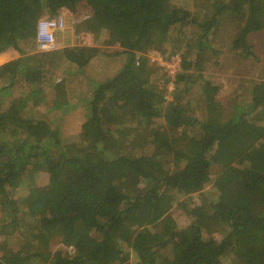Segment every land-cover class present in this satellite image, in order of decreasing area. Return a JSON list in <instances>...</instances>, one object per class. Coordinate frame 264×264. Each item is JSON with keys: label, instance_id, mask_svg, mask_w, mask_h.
Listing matches in <instances>:
<instances>
[{"label": "trees", "instance_id": "1", "mask_svg": "<svg viewBox=\"0 0 264 264\" xmlns=\"http://www.w3.org/2000/svg\"><path fill=\"white\" fill-rule=\"evenodd\" d=\"M62 13L91 43L38 51V22ZM259 34L264 0H0V56L18 53L0 64V264H250L264 77L226 117L217 73L258 64Z\"/></svg>", "mask_w": 264, "mask_h": 264}, {"label": "rangeland", "instance_id": "2", "mask_svg": "<svg viewBox=\"0 0 264 264\" xmlns=\"http://www.w3.org/2000/svg\"><path fill=\"white\" fill-rule=\"evenodd\" d=\"M80 17L81 15H79L78 19ZM75 20L76 19L74 18L72 22L74 23ZM67 23H68V29L66 33L58 37L59 46L64 47L66 45L69 46L72 44L86 43L85 42L87 41L86 39L82 38L81 40L79 39V35H77L76 33H73V30H74L73 23H69V22ZM91 39H92V36L89 37L87 41L88 44L91 43L90 42ZM254 44L256 46V50H257L258 57L260 60L258 64L251 63L248 61H238L237 63L229 61V62H226L227 65L225 69L217 73V80H222L223 82L222 91L220 95L218 96V99L220 102H223L224 106L226 107V113H228L226 117H228L229 114H232L235 108L237 107L236 101L238 100V96L240 97L239 93H240V90L243 89L244 82H247L249 78L264 77V34L257 35V37L254 40ZM15 54L17 55L18 53L16 52ZM7 58L9 59V57H5V56L2 57L0 59V62L1 63L4 62ZM161 59L162 57H158V61L160 63L162 61ZM166 70L167 68L165 69V71ZM231 99H232V104H230ZM233 100H234V103H233ZM63 111H66L62 115L64 117L62 126H63V130L65 134L72 136V135L79 133L81 131V125L86 117L85 116L86 110L82 106L75 108L74 103H72V106L63 108ZM47 185H48V176L45 173H43L40 175L37 181L31 182L30 184H28L27 187L30 190L32 186L44 188ZM20 243L22 242L20 241ZM53 243H55V246L58 249H61L64 252H69L70 250L69 248H66L63 244L61 243L59 244L57 238L53 240ZM19 248L20 246L17 244L16 249H19ZM263 251L264 249L262 250L259 249L258 251L250 249V251H246L247 260L249 261V263L250 264H264Z\"/></svg>", "mask_w": 264, "mask_h": 264}, {"label": "built area", "instance_id": "3", "mask_svg": "<svg viewBox=\"0 0 264 264\" xmlns=\"http://www.w3.org/2000/svg\"><path fill=\"white\" fill-rule=\"evenodd\" d=\"M67 29L68 23L65 13L53 18L44 17L40 19L37 25V50L50 52L58 49L60 47L58 37L66 33ZM163 61L160 64L167 68L170 74H175L179 71L180 58L178 56H172L168 61ZM171 88H173V85Z\"/></svg>", "mask_w": 264, "mask_h": 264}, {"label": "crops", "instance_id": "4", "mask_svg": "<svg viewBox=\"0 0 264 264\" xmlns=\"http://www.w3.org/2000/svg\"><path fill=\"white\" fill-rule=\"evenodd\" d=\"M73 39H75V38H73ZM75 45L76 44H72V45H69V46H75ZM64 47H68V46L66 45ZM61 48H63V46ZM15 53L16 52L14 50L9 49L8 51H6L5 53H3L0 56V59L5 56V57H9V59L7 58L4 62L9 61V60L14 59L16 57V54ZM4 62H2V63H4ZM2 63L0 62V64H2Z\"/></svg>", "mask_w": 264, "mask_h": 264}, {"label": "clouds", "instance_id": "5", "mask_svg": "<svg viewBox=\"0 0 264 264\" xmlns=\"http://www.w3.org/2000/svg\"><path fill=\"white\" fill-rule=\"evenodd\" d=\"M60 48V47H59ZM170 87H172V82H170ZM0 254H1V252H0Z\"/></svg>", "mask_w": 264, "mask_h": 264}]
</instances>
